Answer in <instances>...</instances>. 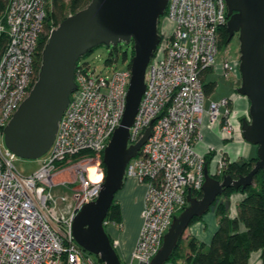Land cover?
<instances>
[{
  "label": "built area",
  "instance_id": "built-area-1",
  "mask_svg": "<svg viewBox=\"0 0 264 264\" xmlns=\"http://www.w3.org/2000/svg\"><path fill=\"white\" fill-rule=\"evenodd\" d=\"M49 7L50 0H6L0 10V264H100L74 241L71 219L99 193L102 151L124 110L130 64L102 75L76 62L74 90L33 174L16 172L14 155L3 142V127L36 81L38 41L54 28L44 25ZM163 16L172 29L160 31L158 26L160 40L146 67L126 142L136 144L149 128L146 141L124 167L123 179H135L145 192L138 237L122 264H148L173 218L188 205V191L194 197L202 192L208 159L195 145L201 140L203 118L208 128L219 124L227 138L238 130L231 98L204 105L207 75L216 71L228 78L237 68L216 58L220 29L228 20L225 0H168ZM229 163L219 154L207 172L222 176ZM89 168L99 175L97 180L90 179ZM61 188L71 192L65 217L54 209L65 198L52 195ZM104 223L119 227L107 219ZM110 244L115 249L118 242L110 239Z\"/></svg>",
  "mask_w": 264,
  "mask_h": 264
},
{
  "label": "water",
  "instance_id": "water-1",
  "mask_svg": "<svg viewBox=\"0 0 264 264\" xmlns=\"http://www.w3.org/2000/svg\"><path fill=\"white\" fill-rule=\"evenodd\" d=\"M228 41L237 33L241 83L236 92L249 101V119H241L243 139L257 146L253 168L238 178L220 179L207 172L200 197L188 191V205L172 220L163 242L148 264H164L178 246L191 221L201 218L228 187H246L264 170V0H225ZM168 0H89L67 15L48 34L40 51L36 81L2 129L5 147L23 159L41 157L51 145L69 94L74 90L73 71L79 57L93 48L132 42L131 76L118 126L102 151L104 179L97 197L83 204L71 219L76 244L102 264H122L103 227L114 195L123 185L124 167L149 136V128L134 145L127 146L144 91L145 71L159 43L158 26ZM141 264V263H138Z\"/></svg>",
  "mask_w": 264,
  "mask_h": 264
},
{
  "label": "trees",
  "instance_id": "trees-1",
  "mask_svg": "<svg viewBox=\"0 0 264 264\" xmlns=\"http://www.w3.org/2000/svg\"><path fill=\"white\" fill-rule=\"evenodd\" d=\"M5 2L6 0H0V10ZM88 2L89 0H50V7L46 10L45 27L47 28L49 25L55 27L66 17L67 12L74 13L85 7ZM45 41V35L38 41L36 67H39L40 51ZM228 42V32L223 26L220 29L219 47L228 44ZM215 85V82L204 83L205 93L207 95L212 93ZM256 160L257 157L241 163L230 162L224 174H229L233 178L246 175L253 168ZM216 178L218 179V176ZM233 192H241L244 197L237 204L236 216L231 218L229 216L230 195ZM200 196L201 193L197 194V197ZM209 211L215 213L219 222L208 245L205 246L192 237L188 239L184 253H180L178 249L181 237L169 259L175 261L180 257L181 264H248L251 253L260 251L261 264H264V170L260 169L257 172L249 186L237 189L226 188L212 203ZM104 219L118 222L119 209L115 198H113ZM198 220L200 218L195 217L190 225ZM240 225L243 226V230L240 229ZM96 261L101 264L98 258Z\"/></svg>",
  "mask_w": 264,
  "mask_h": 264
},
{
  "label": "crops",
  "instance_id": "crops-1",
  "mask_svg": "<svg viewBox=\"0 0 264 264\" xmlns=\"http://www.w3.org/2000/svg\"><path fill=\"white\" fill-rule=\"evenodd\" d=\"M209 74L206 77L205 83L212 82L208 81ZM209 95L206 94V96ZM232 106L237 110V112L240 113V111L248 107V101L243 96L239 97L237 95L236 99H234L232 103ZM205 108L207 107L205 106ZM203 121L204 122L201 126V140L195 145V149L199 154L206 156L208 160L216 159L219 154H223L227 159L230 160V162L238 163L246 161L250 158H256L252 146H248L245 151L238 150V142L233 140L241 139L242 141L246 142L240 134V131L235 130L233 137L227 138L222 133L221 126L219 124L213 126L212 128H208L205 125L206 117L203 118ZM234 123H236L235 119ZM235 126L237 125L235 124ZM211 146L214 148V151L212 152L209 151ZM130 179H127L129 182H127V180L125 182V192L115 198L119 209L118 223L121 222L123 227L117 228L113 225L105 226V231L108 230L110 234L109 236L107 233L108 231L106 232L109 239H116L118 242L114 250L120 262H124L125 260L129 259L142 223L141 212L145 188L135 179ZM243 197L244 194L241 192H233L230 195L231 206L229 209V214L231 216H229L231 218L236 216L237 204L243 199ZM136 218H138V220L135 222ZM218 222L219 218L215 215V213L209 212L204 214L200 220L189 225L181 238L185 243V249L188 239L192 237L198 242H201L207 246L212 234L218 226ZM240 229L243 230L242 225H240ZM260 255V251L252 252L249 261L254 258L257 264H261ZM164 264L170 263L165 262Z\"/></svg>",
  "mask_w": 264,
  "mask_h": 264
},
{
  "label": "rangeland",
  "instance_id": "rangeland-1",
  "mask_svg": "<svg viewBox=\"0 0 264 264\" xmlns=\"http://www.w3.org/2000/svg\"><path fill=\"white\" fill-rule=\"evenodd\" d=\"M72 13L67 12V15H70ZM172 29L171 23H169L166 18L162 15L159 20V30L169 32ZM132 42L126 43L123 41L117 42L114 46H97L93 48L89 53L86 55L79 57L77 62L78 63H84L88 65L90 71H94L95 73H99L102 75H110L114 70H120L124 68L126 65H129L132 58ZM124 54V56H123ZM217 61H221L222 59L228 60L229 62H233V64L237 67L235 69V73L229 76L228 78L220 76L216 71H213L209 74L208 81L216 82V86L214 91L209 95L205 97L204 105L207 107L210 100H218L223 97L231 98L233 101L236 99L237 95L241 97L237 92L236 89L239 87L241 83V74L238 69L239 64V41H238V35L237 33L231 38V40L228 42V44L223 45L219 48L217 54H216ZM108 59L110 60V63L106 62ZM246 98V97H244ZM248 101V99L246 98ZM232 106V105H231ZM248 108H249V101H248V107L246 109H243L242 111L237 112L236 109L232 106V113L231 117L232 119H235L236 125L238 128V131H240L241 134V119H249L248 115ZM233 141L238 142V150L245 151L248 146H252L254 150V155L257 157V146L252 145L250 143L244 142L241 139H234ZM43 159V156L37 158V159H23L19 158L17 156H14L12 159V165L16 172L21 176H29L33 174L40 165L41 160ZM208 159V158H207ZM214 159L208 160V166L207 169H210L211 171V165ZM222 176H218V179ZM216 178V177H215ZM127 179H124L123 186L116 191L114 198L119 196L120 194H123L125 192V182ZM131 180V179H130ZM133 180V179H132ZM129 182V180H127ZM52 195L56 198L58 196H63L65 198V201L60 203L57 202V204L54 205V209L57 213H60L65 217L69 209L68 205L71 202V192L67 189L61 188V189H55L52 191ZM211 211H208L209 213ZM205 213V214H207ZM230 215V214H229ZM231 216V215H230ZM138 220L136 218L135 222ZM123 224L120 222L119 227L122 228ZM111 228V227H109ZM106 230L105 232H107ZM109 234V231L107 232ZM110 236V234H109ZM184 241L181 239V242L179 244L178 251L180 253H184L185 245ZM177 263L181 264L182 260L179 257L175 261L173 259H169L166 261V263ZM132 264H138L136 260L132 261ZM248 264H257L256 260L252 258Z\"/></svg>",
  "mask_w": 264,
  "mask_h": 264
},
{
  "label": "bare ground",
  "instance_id": "bare-ground-1",
  "mask_svg": "<svg viewBox=\"0 0 264 264\" xmlns=\"http://www.w3.org/2000/svg\"><path fill=\"white\" fill-rule=\"evenodd\" d=\"M92 173H93V169L89 168V177H90V179L97 180L99 178V175L96 173V175L93 176Z\"/></svg>",
  "mask_w": 264,
  "mask_h": 264
},
{
  "label": "flooded vegetation",
  "instance_id": "flooded-vegetation-1",
  "mask_svg": "<svg viewBox=\"0 0 264 264\" xmlns=\"http://www.w3.org/2000/svg\"><path fill=\"white\" fill-rule=\"evenodd\" d=\"M105 226H106V225H105V223H104V225H103V227H104V230H105Z\"/></svg>",
  "mask_w": 264,
  "mask_h": 264
}]
</instances>
